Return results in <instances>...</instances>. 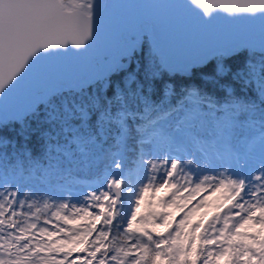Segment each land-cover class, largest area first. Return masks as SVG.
<instances>
[{"label": "snow or ice", "instance_id": "snow-or-ice-1", "mask_svg": "<svg viewBox=\"0 0 264 264\" xmlns=\"http://www.w3.org/2000/svg\"><path fill=\"white\" fill-rule=\"evenodd\" d=\"M0 264H264V0H0Z\"/></svg>", "mask_w": 264, "mask_h": 264}, {"label": "water", "instance_id": "water-1", "mask_svg": "<svg viewBox=\"0 0 264 264\" xmlns=\"http://www.w3.org/2000/svg\"><path fill=\"white\" fill-rule=\"evenodd\" d=\"M194 11H200L199 9H195ZM214 14H216V18L213 21V25L216 29L223 30L225 32L241 30L249 26L250 22L240 19L235 20L229 17V14L222 9H215Z\"/></svg>", "mask_w": 264, "mask_h": 264}, {"label": "trees", "instance_id": "trees-1", "mask_svg": "<svg viewBox=\"0 0 264 264\" xmlns=\"http://www.w3.org/2000/svg\"><path fill=\"white\" fill-rule=\"evenodd\" d=\"M193 81L196 82V83H199V82H200L198 76H197V77H193ZM177 82H178V83L181 82L180 79H179V75H178V77H177Z\"/></svg>", "mask_w": 264, "mask_h": 264}, {"label": "rangeland", "instance_id": "rangeland-1", "mask_svg": "<svg viewBox=\"0 0 264 264\" xmlns=\"http://www.w3.org/2000/svg\"><path fill=\"white\" fill-rule=\"evenodd\" d=\"M156 195H159V193H157ZM173 211H175V209H173Z\"/></svg>", "mask_w": 264, "mask_h": 264}]
</instances>
